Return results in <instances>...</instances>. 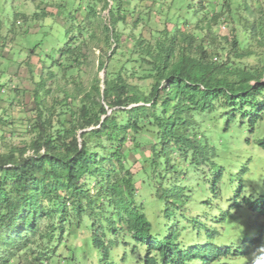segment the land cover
Masks as SVG:
<instances>
[{"label": "rangeland", "instance_id": "rangeland-1", "mask_svg": "<svg viewBox=\"0 0 264 264\" xmlns=\"http://www.w3.org/2000/svg\"><path fill=\"white\" fill-rule=\"evenodd\" d=\"M73 38L83 55L74 69L62 55ZM158 39H175L176 56L183 49L198 55L203 48L217 64L262 70L264 0H0V161L10 154L28 158L46 134L55 138L63 124L74 125L86 91L107 72H127L129 82L148 94L153 80L133 70L132 61L147 56V47L154 55ZM241 50L251 55L238 60ZM102 59L107 69H100ZM144 64L150 72L151 65ZM194 117L207 160L179 155L169 170L144 174L148 165L142 161L150 152L131 141L126 148L154 234L163 240L178 227L179 243L191 256L214 246V258L208 254L188 264H264V243L256 239L264 226L258 212L264 201V93L253 108ZM95 178L85 180L92 193L99 188ZM176 186L181 191L169 190ZM86 224L79 228L76 219L68 221L61 233L53 227L57 220L43 219L39 232L28 236V247L10 255L9 264H102ZM118 241L119 255L112 253L108 264H144L142 245L123 235ZM225 249L228 254L218 252Z\"/></svg>", "mask_w": 264, "mask_h": 264}, {"label": "trees", "instance_id": "trees-1", "mask_svg": "<svg viewBox=\"0 0 264 264\" xmlns=\"http://www.w3.org/2000/svg\"><path fill=\"white\" fill-rule=\"evenodd\" d=\"M175 39H167V44L166 39H158L154 55L147 47V56L132 61L133 70L153 80L148 94L129 82L127 72H107L104 80L97 78L86 91L74 125L69 128L63 124L55 138L46 134L34 144V154L28 158L14 154L1 157L0 261L9 264L10 255L27 248L28 236L39 232L43 219L57 220V227H53L61 233L68 221L76 219L80 228L87 220L90 242L107 264L118 250L121 235L142 245L144 264H188L193 259L204 260L208 254L214 258L211 244L193 256L185 251L176 226L163 240L154 234L153 224L138 200V173L128 164L126 148L131 141L142 152H150L142 161L148 165L144 174L160 168L169 170L179 155L193 153L207 160L206 146L194 132V114L255 107L264 93V69L252 71L240 63L217 64L218 60L212 61L203 48L198 55L183 49L176 56ZM75 40L62 51L72 62V69L83 57L82 48L73 46ZM233 47L237 51V40ZM236 55L242 60L251 52ZM144 62L151 65L150 72L144 70ZM100 69H107L104 59ZM45 84L43 80L40 85ZM78 129L83 132L78 134ZM90 176L96 177V193L85 183ZM163 189L162 185L159 195ZM169 190L177 193L181 187ZM106 204L114 214L106 211ZM258 212L264 217V201ZM54 239L53 233L50 240ZM256 239L264 243V226ZM153 252L156 257L150 256ZM218 252L229 253L228 249Z\"/></svg>", "mask_w": 264, "mask_h": 264}, {"label": "built area", "instance_id": "built-area-1", "mask_svg": "<svg viewBox=\"0 0 264 264\" xmlns=\"http://www.w3.org/2000/svg\"><path fill=\"white\" fill-rule=\"evenodd\" d=\"M223 29H226V27H223ZM215 60H218V58H215Z\"/></svg>", "mask_w": 264, "mask_h": 264}]
</instances>
